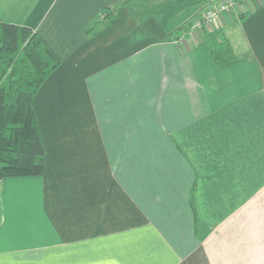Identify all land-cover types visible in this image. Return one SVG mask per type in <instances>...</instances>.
I'll use <instances>...</instances> for the list:
<instances>
[{
	"label": "crops",
	"instance_id": "1",
	"mask_svg": "<svg viewBox=\"0 0 264 264\" xmlns=\"http://www.w3.org/2000/svg\"><path fill=\"white\" fill-rule=\"evenodd\" d=\"M123 0H0L60 65L33 98L43 172L0 180V264H264V0L231 61Z\"/></svg>",
	"mask_w": 264,
	"mask_h": 264
},
{
	"label": "trees",
	"instance_id": "2",
	"mask_svg": "<svg viewBox=\"0 0 264 264\" xmlns=\"http://www.w3.org/2000/svg\"><path fill=\"white\" fill-rule=\"evenodd\" d=\"M195 1L204 0H164L154 9L170 4H174V7L188 2L193 4ZM218 1L208 0L209 5ZM234 1L242 3L245 0ZM125 4L122 1L117 6L123 7ZM117 6L106 7L102 13L103 20L97 17L87 33H91L95 26L103 24L108 27L113 24L118 18ZM143 16L147 15H139L137 19L140 21ZM193 17H190L187 25L184 23L172 29L168 35L174 37L184 29L189 30ZM202 38L217 64L235 58L220 27L203 24ZM59 65L56 52L38 33L25 26L0 21V180L42 174L44 145L32 102L40 86Z\"/></svg>",
	"mask_w": 264,
	"mask_h": 264
},
{
	"label": "rangeland",
	"instance_id": "3",
	"mask_svg": "<svg viewBox=\"0 0 264 264\" xmlns=\"http://www.w3.org/2000/svg\"><path fill=\"white\" fill-rule=\"evenodd\" d=\"M123 1L126 2V4L123 7L128 8L131 12L137 15L142 16L146 14L147 16H153L157 14L156 17L161 18V20L166 24V27L169 28L170 31L172 29L180 27L184 23L187 25L190 17L194 15L192 19V25L190 26L189 30L186 29L182 30L180 33L175 34L174 38L182 41L184 38H186V36L188 35L192 36L193 31L194 34H196V37L199 36L202 37V27L194 28L195 26H193V23L201 18V15L205 12L207 7L209 6L208 0L197 1V2L195 1L193 4H190L189 2L183 3L180 6L178 5L177 6L178 8L174 7V4H170L169 6H164L158 10H155L154 6L160 4L164 0H123ZM119 6H117V8ZM121 8L122 7L118 8V13ZM98 17L99 20H103L102 14L99 15Z\"/></svg>",
	"mask_w": 264,
	"mask_h": 264
},
{
	"label": "built area",
	"instance_id": "4",
	"mask_svg": "<svg viewBox=\"0 0 264 264\" xmlns=\"http://www.w3.org/2000/svg\"><path fill=\"white\" fill-rule=\"evenodd\" d=\"M237 4L234 0H220L217 3L210 4L201 15V18L193 23L194 28L202 27L203 24L208 27L213 26L220 14L231 10Z\"/></svg>",
	"mask_w": 264,
	"mask_h": 264
}]
</instances>
